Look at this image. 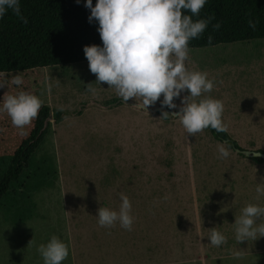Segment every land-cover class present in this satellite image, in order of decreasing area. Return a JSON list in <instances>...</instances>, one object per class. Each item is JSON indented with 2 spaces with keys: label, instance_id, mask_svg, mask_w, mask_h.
Masks as SVG:
<instances>
[{
  "label": "rangeland",
  "instance_id": "rangeland-1",
  "mask_svg": "<svg viewBox=\"0 0 264 264\" xmlns=\"http://www.w3.org/2000/svg\"><path fill=\"white\" fill-rule=\"evenodd\" d=\"M187 63L215 78L205 95L222 100L228 135L264 151V39L190 49ZM0 79L8 84L0 96L25 89L50 109L35 159L49 158L54 171L32 193L30 219L16 223L0 211V264H43L37 245L52 234L68 243L62 264H264V236L238 242L233 224L246 204H264L255 191L264 162L233 149L218 158L220 142L207 130L188 134L177 117L122 103L88 61L27 74L19 86ZM55 110L69 116L56 123ZM22 130L0 112V156ZM120 192L132 204L131 230L97 222L98 207H118ZM212 227L226 236L220 246L209 243Z\"/></svg>",
  "mask_w": 264,
  "mask_h": 264
},
{
  "label": "clouds",
  "instance_id": "clouds-1",
  "mask_svg": "<svg viewBox=\"0 0 264 264\" xmlns=\"http://www.w3.org/2000/svg\"><path fill=\"white\" fill-rule=\"evenodd\" d=\"M207 0H84L90 9L89 22L98 23L101 44H87L83 52L88 60L89 70L95 74L97 82H106L115 89L125 102L130 98L133 104L146 111L147 106L159 100L162 109H177L162 116H175L182 124L185 133L195 134L205 128L225 131L222 120L224 104L210 93L215 87L214 77L207 71L188 66L189 41L199 38L212 17L193 19L199 16ZM80 3V0H76ZM15 13L25 23L21 14L20 0H0V17L8 10ZM249 25L255 23L249 20ZM219 22L213 25L219 28ZM212 39L211 35L208 37ZM4 73H0L3 77ZM20 74L11 77V83L21 85ZM8 86L6 79H0V88ZM94 91V89H91ZM186 95H181L183 92ZM162 96V99H161ZM174 98L180 99V104ZM42 99L33 92L18 89L15 93L0 96V112H6L11 122L18 128L28 125L42 106ZM222 141L217 144L218 158L230 155V146ZM259 155L258 151H253ZM256 199L264 196V178L257 182ZM118 207L100 206L96 211L97 222L110 227L116 223L127 230L132 229L134 216L129 197L119 193ZM264 204L248 203L235 216L234 232L238 242L256 240L264 236ZM209 243L220 246L226 236L215 227L208 235ZM29 243H32V239ZM43 264H62L69 256L66 240L52 234L37 245ZM239 255V252L235 253Z\"/></svg>",
  "mask_w": 264,
  "mask_h": 264
},
{
  "label": "trees",
  "instance_id": "trees-1",
  "mask_svg": "<svg viewBox=\"0 0 264 264\" xmlns=\"http://www.w3.org/2000/svg\"><path fill=\"white\" fill-rule=\"evenodd\" d=\"M20 5L26 23L10 9L0 17V73L5 78L88 61L83 46L102 43L98 23L89 22L90 9L84 6V0H20ZM209 16L213 19L199 38L189 41L190 49L264 39V0H207L193 19ZM249 20L255 23L254 28ZM217 22L220 26L214 28ZM158 113L162 116V111ZM49 114L50 109L41 106L20 136L12 139L13 149L5 157L0 156V211L7 212L16 223L32 217V193L49 185L54 174L49 158L35 159L47 133L48 124L45 128L43 124ZM67 116L68 112L53 111L56 123ZM205 130L216 141H226V147L240 148L226 131L211 127ZM249 159L256 164L264 162Z\"/></svg>",
  "mask_w": 264,
  "mask_h": 264
},
{
  "label": "water",
  "instance_id": "water-1",
  "mask_svg": "<svg viewBox=\"0 0 264 264\" xmlns=\"http://www.w3.org/2000/svg\"><path fill=\"white\" fill-rule=\"evenodd\" d=\"M121 102L134 106L133 105L134 102H131V101H127V102L121 101ZM115 103H118V101ZM146 111L153 112V113L158 112V111H168L169 113H171V112L176 111V110L168 109L166 106H164L163 109H162V106H154V107H148L147 106ZM170 116H172V115H170ZM173 117H175V116H173ZM49 120H51V113L44 120L43 128H45L47 126ZM234 151H235V153H237L239 155H243L246 158H260V159L264 160V152H261L259 150H247V149H242V148H234ZM253 151H258L260 154L254 155Z\"/></svg>",
  "mask_w": 264,
  "mask_h": 264
}]
</instances>
